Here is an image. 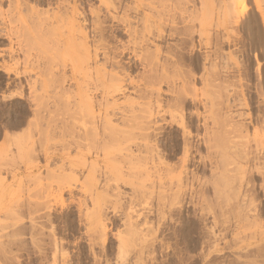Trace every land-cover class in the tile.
I'll use <instances>...</instances> for the list:
<instances>
[{
	"label": "rangeland",
	"instance_id": "374dc122",
	"mask_svg": "<svg viewBox=\"0 0 264 264\" xmlns=\"http://www.w3.org/2000/svg\"><path fill=\"white\" fill-rule=\"evenodd\" d=\"M25 1L66 18L0 68V264H264V0Z\"/></svg>",
	"mask_w": 264,
	"mask_h": 264
},
{
	"label": "bare ground",
	"instance_id": "6f19581e",
	"mask_svg": "<svg viewBox=\"0 0 264 264\" xmlns=\"http://www.w3.org/2000/svg\"><path fill=\"white\" fill-rule=\"evenodd\" d=\"M37 1H41V3L43 2L44 3V0H37ZM243 3V0H234L233 1V8L234 7H239L241 4ZM6 5L7 6V13H9V15L7 14V16H3L5 15V11L3 10V6ZM65 5V4H64ZM147 5V4H146ZM144 4V6H146ZM148 7V6H147ZM66 8V7H65ZM68 9V8H67ZM60 10V8H59ZM64 10V9H63ZM62 10V11H63ZM66 10V9H65ZM69 10V9H68ZM232 10V8H231ZM5 12V13H4ZM52 12V11H51ZM68 12V11H67ZM233 12V11H232ZM231 12V13H232ZM60 13V12H59ZM62 13V12H61ZM60 13V14H61ZM64 13V12H63ZM66 13V11H65ZM225 13V11H224ZM57 15L56 13H51L49 14L50 16H41V13H38L37 10H35L32 6H29L27 4V2L25 0H0V20H2L0 22V40L1 41H4V40H7V42L10 44V47L8 48V52L10 53V60L13 62V64H15V66L12 68V67H6L5 66V63H3V65H0V68H2L4 71H5V74H6V79H8L9 81V78H10V74L12 75V73L16 76L17 80L21 81L20 78H24L25 80V83L26 85H31V87H33V85L35 83H38V85H40V87H43L44 86V79L42 78H37V80H34L32 81V77H29L31 75V72L34 70L36 71H42L44 70L46 67H48V65L44 67V64L48 63L49 64V60L46 56L45 59H47L46 61H40L39 60V55H41L40 53H35L32 52V49L35 48L34 50H38L37 47H34L36 46V43L39 42L37 41V39L39 38L40 34H43L45 35V32H43V26L45 25L44 22L42 24L41 23H38V28L33 20H51V22H53V20H62V18H66L63 17V14L62 15V18L61 16ZM77 11H76V8L75 6H72L70 8V11H69V18L71 19H75L76 15H77ZM230 14V13H229ZM65 15V14H64ZM223 15V14H222ZM228 13L224 14V16H227ZM3 16V17H2ZM229 17V16H228ZM8 18V19H7ZM146 18V17H145ZM5 20H11L9 21L10 22H13L14 20H17V22L19 23V25L17 26V28H11L9 29L7 26L8 24L6 25V22ZM27 20H30L31 23L27 22ZM70 20V19H69ZM16 22V23H17ZM37 22V21H36ZM50 22V21H49ZM153 23H154V20H153ZM14 24V27H15V23H12ZM53 24V23H52ZM203 24L202 26H205V23H201ZM12 26V25H11ZM9 26V27H11ZM53 25H50V28L51 29ZM158 26V25H157ZM7 27V29H6ZM19 27V28H18ZM46 27V26H45ZM49 27V26H48ZM47 28V27H46ZM48 31V29H46ZM155 29H153L154 31ZM152 31V33H153ZM43 32V33H42ZM51 32V33H49ZM150 32V31H149ZM47 33V32H46ZM55 33V32H54ZM48 34L50 36H52V31H48ZM148 34V33H147ZM151 34V33H150ZM54 35V34H53ZM153 35V34H152ZM158 33H156L155 36H157ZM144 36V35H143ZM155 36L154 39H155ZM46 38V37H45ZM40 40V39H38ZM31 41H34L33 43H31ZM45 41V40H44ZM153 43V42H152ZM46 44V43H45ZM31 45H34V46H31ZM153 45V44H152ZM41 46H42V42H41ZM33 47V48H32ZM43 47V46H42ZM46 48V47H44ZM147 48L144 47V49ZM40 49V48H39ZM66 49V48H65ZM148 49V48H147ZM145 49V50H147ZM63 50V49H62ZM144 50V51H145ZM154 51L151 53H148L147 54V57L149 56L150 58H146V57H143V61L145 63L146 61V65L148 66V71H157V67L158 66V47L156 45H154ZM152 51V50H151ZM37 52V51H36ZM38 52H43L41 50H38ZM8 53V54H9ZM44 53V52H43ZM46 54V53H45ZM45 54H44V57H45ZM38 56V57H37ZM43 56V55H41ZM36 57L38 59H36ZM42 59V57L40 58ZM146 59V60H145ZM170 59V58H169ZM164 60V59H163ZM167 60V59H166ZM46 62V63H44ZM173 62V61H172ZM197 62V61H196ZM195 62V63H196ZM162 63V62H161ZM166 63V62H165ZM174 63V62H173ZM169 64V63H168ZM161 65V64H160ZM196 65V64H195ZM163 66V64H162ZM166 66V64H165ZM44 67V69H43ZM165 68V67H163ZM161 70V69H160ZM159 70V71H160ZM164 70V69H163ZM162 72V71H161ZM2 77V75L0 76ZM176 79V78H175ZM165 80H169V79H165ZM183 80V79H182ZM173 81V80H172ZM179 81V80H178ZM3 82V81H2ZM11 84H12V79H11ZM166 82V81H165ZM184 82V81H183ZM8 83V82H7ZM171 83V82H170ZM11 84L8 83V86H10ZM19 85H21L19 83ZM19 97H24V94L22 92V90H20L17 94ZM157 104V103H156ZM152 106V104H151ZM157 106V105H156ZM150 111H152L151 109H149ZM149 111V112H150ZM37 113V112H36ZM157 113V112H156ZM39 114V112L37 113ZM148 116V115H147ZM151 120V119H150ZM139 145V144H138ZM186 146V144H185ZM185 149V148H184ZM130 150V149H129ZM137 150H139V147H137ZM223 209V208H222ZM224 215V214H223ZM3 226V225H2ZM262 241L259 246L262 247L261 250L264 251V240H260ZM1 244V243H0ZM2 247V246H1ZM256 247V246H255ZM245 248V247H244ZM252 249V248H251ZM245 250V249H244ZM256 250V249H255ZM2 252V251H1ZM2 254V253H1ZM0 254V255H1ZM4 256V255H3ZM6 256V255H5ZM1 257V256H0ZM3 258V257H2ZM6 258V257H5ZM264 258V257H263ZM2 260V259H0ZM264 263V261H263Z\"/></svg>",
	"mask_w": 264,
	"mask_h": 264
}]
</instances>
